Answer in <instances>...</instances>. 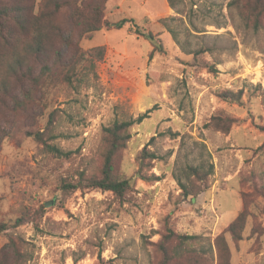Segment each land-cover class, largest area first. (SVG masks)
<instances>
[{
	"label": "rangeland",
	"instance_id": "obj_1",
	"mask_svg": "<svg viewBox=\"0 0 264 264\" xmlns=\"http://www.w3.org/2000/svg\"><path fill=\"white\" fill-rule=\"evenodd\" d=\"M229 1L176 0L175 9L166 10L162 0H147L144 7L128 2L113 19L127 16L139 31L156 33L162 52L149 57V39L137 36L130 23L103 28L79 41L83 49L105 47L97 79L87 78L24 110L14 109L5 96L0 104V220L20 210L29 214L22 225L0 232V254L8 262H14L11 237L21 252L17 264H155V243L165 224L177 234L198 235L187 239V246L199 253L203 246L202 264L213 262L209 242L239 210L240 192H251L239 181V170L253 169L264 179V16L263 27L253 30ZM159 18H167L175 39ZM213 66L216 71H209ZM239 88L244 89L240 104L214 95ZM19 91L12 86L11 94ZM50 111L56 120L46 129ZM139 115L144 117L129 127L118 163L120 172L132 177L124 201L98 188L71 193L58 188L62 177L92 165L104 127ZM214 115L235 118L227 134L213 129ZM36 131L59 152L27 135ZM170 132L184 134L183 144ZM143 146L161 156L148 170L160 176L157 181L134 176ZM199 151L213 164L211 186L193 203L183 201L172 209L179 190L171 173L194 164ZM255 224L264 228V216L249 223L242 241L230 243V264H264V235L247 237Z\"/></svg>",
	"mask_w": 264,
	"mask_h": 264
},
{
	"label": "trees",
	"instance_id": "obj_2",
	"mask_svg": "<svg viewBox=\"0 0 264 264\" xmlns=\"http://www.w3.org/2000/svg\"><path fill=\"white\" fill-rule=\"evenodd\" d=\"M166 1L175 9L176 0ZM106 2L107 0H0V104H4L5 96H8L14 109L24 110L30 103H45L51 97L64 94L67 88L75 89L87 78L97 79L98 65L104 57L105 47L97 45L83 49L79 41L90 38L94 32L103 28H119L130 23L137 36L149 39V57L154 52L163 51L158 35L151 31H139L133 19L121 18L114 23L110 22L105 12ZM228 5L235 7L244 23L253 30L263 27L264 0H230ZM166 21L167 18H159V22L175 39V34ZM63 46L68 50V55L64 54ZM213 68L214 70L209 71H216L214 66ZM13 85H18L20 95L11 94ZM243 90H216L214 95L218 100L240 104ZM143 117L144 115H139L135 119H116L104 127L92 165L88 169L77 171L73 177H62L58 188L68 193L77 189L82 191L98 188L110 191L119 202L124 201L125 194L132 187V177L120 172V153L130 138L129 127ZM55 120V113L50 111L46 129H50ZM234 122L235 118L229 115L211 117L213 129L226 134ZM262 129L264 130V126ZM27 135L33 136L47 150L59 152L55 145L45 140L43 133L36 131L28 132ZM170 135L173 138L180 136L179 144H183L184 134L170 132ZM192 145L196 148L204 147L202 142H192ZM156 159H161V156L155 150L143 146L136 155L135 178L145 182L159 180L160 176L148 173L153 166L152 161ZM212 173V162L200 151L194 164H186L172 171L171 175L179 190L172 209L183 201L193 203L200 193L208 190ZM237 175L240 182L250 186L251 192H240L241 205L237 214L215 235L213 242H209L213 261L211 264H230V243L236 245L242 241L249 223L264 216V204L260 205L257 200L261 199L264 203V179L253 169L247 172L241 169ZM251 193L257 196L251 197ZM27 220L28 212L20 210L13 218L0 220V232L8 226H20ZM164 226V232L155 243V249L159 253L155 264H202L200 253L206 254V249L200 246L199 253L186 243L187 239H195L198 235H180L167 224ZM263 235L264 228L260 224L249 227L248 238L254 237L257 240ZM172 241H176L174 245L171 244ZM9 242L14 254L12 264H17L21 252L17 250L11 237ZM0 264L11 263L0 254Z\"/></svg>",
	"mask_w": 264,
	"mask_h": 264
},
{
	"label": "crops",
	"instance_id": "obj_3",
	"mask_svg": "<svg viewBox=\"0 0 264 264\" xmlns=\"http://www.w3.org/2000/svg\"><path fill=\"white\" fill-rule=\"evenodd\" d=\"M146 1L147 0H107L105 12H106V15L109 17L110 22L114 23V22H116V21H118L120 19L114 20L112 16L115 13H117L118 11H120L121 8L124 7V5H126L128 2L135 3L136 5H139L141 7H144ZM162 2H163V5H164L163 10H166L167 8L170 7L168 5V2L166 0H162ZM143 11H145V14H146L145 16H150V12L151 11H149L148 9H144ZM123 18H127V16L126 17H123ZM126 24H128V23H126ZM126 24H125V26H126ZM105 30H110V29H105ZM107 47H109V45H107ZM236 214H237V211L233 213V215H232V217H230V220L229 221H231L235 217Z\"/></svg>",
	"mask_w": 264,
	"mask_h": 264
},
{
	"label": "water",
	"instance_id": "obj_4",
	"mask_svg": "<svg viewBox=\"0 0 264 264\" xmlns=\"http://www.w3.org/2000/svg\"><path fill=\"white\" fill-rule=\"evenodd\" d=\"M49 203L48 202H45V206H47Z\"/></svg>",
	"mask_w": 264,
	"mask_h": 264
}]
</instances>
